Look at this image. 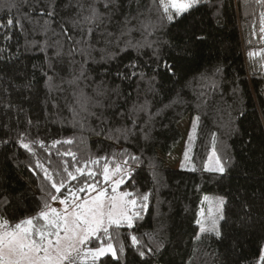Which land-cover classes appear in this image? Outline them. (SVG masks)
Segmentation results:
<instances>
[{
	"label": "trees",
	"instance_id": "trees-1",
	"mask_svg": "<svg viewBox=\"0 0 264 264\" xmlns=\"http://www.w3.org/2000/svg\"><path fill=\"white\" fill-rule=\"evenodd\" d=\"M76 2L0 0V25L13 20L0 27V218L15 224L37 216L45 200L52 207L45 170L56 181L65 168L76 174L61 191L77 196L85 178L102 186L104 165H120L137 215L132 227L109 229L117 257L106 253L96 264H261L264 2L204 0L169 21L162 0H115L90 47L77 46L85 54L70 56L61 25L81 38L71 27ZM81 91L94 115L80 112ZM188 115L189 157L167 166L159 152L179 146ZM212 150L223 174L205 169ZM209 192L225 196L219 238L199 234ZM99 244L93 238L85 248Z\"/></svg>",
	"mask_w": 264,
	"mask_h": 264
},
{
	"label": "snow or ice",
	"instance_id": "snow-or-ice-1",
	"mask_svg": "<svg viewBox=\"0 0 264 264\" xmlns=\"http://www.w3.org/2000/svg\"><path fill=\"white\" fill-rule=\"evenodd\" d=\"M114 2L115 0H90V2L85 4L83 0H77V12L71 20V27L79 29L81 38L76 39L73 35L69 34L67 28L61 25V32L70 43V56L77 52L85 54V49L77 46L82 44L89 45L90 38L104 24L105 14L110 10ZM101 3L105 12H101L98 7ZM199 3L200 0H179V2L178 0H168L167 3H164V13L167 19L172 21L174 16H180L188 12ZM170 9H174V13ZM53 14V11L48 12L49 16ZM12 25L13 20L8 19L7 25H0V27ZM85 35L88 39H84ZM108 35H111V33H108ZM59 43L60 41H57V44ZM59 54L60 50L57 52V55ZM165 67L169 70L171 69V66L166 63ZM78 79L79 77H74L68 83L70 85L76 84ZM74 96L80 112L94 115V113L89 112V105L91 103L89 97L84 96L82 91L79 94L74 93ZM73 112L74 115L80 114L75 109H73ZM67 143H71V141H67ZM22 147L31 151L28 144H22ZM187 156L188 153L186 152L185 157L187 158ZM133 159L136 158L133 157ZM115 170L116 172H121V166L117 165ZM206 170L220 174L225 172V168L218 157L215 158V165L208 167ZM64 172L67 175L56 181L45 170V175L52 181L51 187L55 189L54 193L48 194V199L65 205L62 210L51 207L48 201L45 200L43 207L35 217H29L15 224H11L8 220L0 218V264H78V261L82 262L85 257L89 256L91 257V264H96V261L106 253H111L114 258L117 257V249L110 242L112 237L109 229L113 226L118 228L123 222H127L128 227H132L133 215L137 214H129L128 206H135L136 201H124L122 198L130 195L125 192L122 193L121 197L113 196L112 203L109 205L108 210L105 211L104 204L101 201V197L105 195V189L101 187L98 179H93L92 183H88L87 178H85V184L77 188V191L87 192L99 189V194L91 199V201L84 200L81 203L79 202L81 198L76 196L70 187L67 188V196L61 191L67 187L66 182L79 179L76 174L68 171L67 168L64 169ZM75 173H79L81 177L84 176V172L80 168L75 169ZM98 175L103 176L105 183L110 181L107 163L104 165L103 173ZM88 177H93V173L89 172ZM123 178L122 174L120 179L112 182L119 185L123 182ZM113 192H115V189H113ZM57 193L60 195L58 196ZM69 196L71 199H69ZM143 199L147 200V196H144ZM223 203L224 201L221 198L219 204L223 205ZM217 211L219 212V209ZM223 218V215L212 218L211 223L207 227L202 224L200 232L214 233L219 238L221 234L217 227V220ZM40 221H43V223H40ZM197 223H200V221H197ZM93 238L96 241H100L99 246L85 248V245L92 241ZM102 238H107V242H104ZM196 239L199 240L200 236L198 235ZM131 240L132 245L138 247L139 242L137 237L132 236ZM119 251H123V248ZM138 254L142 258L146 255L143 250H138ZM260 261L261 264H264V249L261 250Z\"/></svg>",
	"mask_w": 264,
	"mask_h": 264
},
{
	"label": "rangeland",
	"instance_id": "rangeland-1",
	"mask_svg": "<svg viewBox=\"0 0 264 264\" xmlns=\"http://www.w3.org/2000/svg\"><path fill=\"white\" fill-rule=\"evenodd\" d=\"M203 1L204 0H200V3H202ZM167 2H168V0H163V6H164V3H167ZM178 2H179V0H178ZM170 11L172 13H174V9H170ZM176 17L177 16H174V19ZM191 127H192V117H191V115H188L179 124V128L181 129L182 136H183L182 141L180 142L179 146L169 156H165L161 152H159L160 156L164 159V163L167 166H171L173 168H179L182 164L186 163V160L189 157V150H190V142H191L190 137L192 135V132H191L192 128ZM186 152L188 153L187 158L185 157ZM215 158H217V155H216L215 151L212 150V152L210 153L209 158L205 164V169L215 165ZM188 163H189V161H188ZM109 173H110V181L101 186L105 189V195L103 197H101V201L104 204L105 211L108 210L109 205L112 203V197L113 196L121 197L122 193L127 192V191H123L121 189V185L123 183H125L126 178L124 177L123 182L120 183L119 185H116L112 181L120 179V176L122 174H120L119 172H116L115 169H109ZM113 189H115V192H113ZM98 194H99V189H96V190H89L85 194L77 195V196L81 198L79 200V202L82 203L84 200L91 201V199L96 197ZM206 197H207V199H205ZM221 198L223 199V201H225V196L223 193L209 192V193L205 194L203 205H202L201 212H200V218H201L200 219V228H201L202 224L205 227H207L211 223L212 218H216L219 215H223L224 203H223V205L219 204V200ZM122 199L124 201L133 200L129 196L123 197ZM52 207H55V208L62 210L65 207V205H62L57 201V202L53 203ZM134 207L135 206H132V205L128 206L129 214H133ZM217 209H219V212L217 211ZM220 220L221 219L217 220L218 230L220 227ZM199 234H203V233L200 232Z\"/></svg>",
	"mask_w": 264,
	"mask_h": 264
}]
</instances>
